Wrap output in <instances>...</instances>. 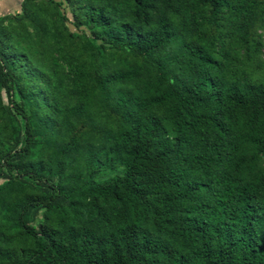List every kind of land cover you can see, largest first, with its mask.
<instances>
[{"label": "trees", "instance_id": "trees-1", "mask_svg": "<svg viewBox=\"0 0 264 264\" xmlns=\"http://www.w3.org/2000/svg\"><path fill=\"white\" fill-rule=\"evenodd\" d=\"M256 4L197 0L187 39L166 19L152 25L148 0H121L126 19L94 7L73 72L77 102L66 109L73 120L48 83L34 87L36 71L0 50V88L24 135L0 152V218L13 228L0 226V264H264V82L227 76L222 34L227 17L244 25ZM89 38L106 48L94 52ZM94 109L115 124L96 146L86 141ZM108 156L122 169L97 180L92 164ZM28 180L48 191L26 194ZM67 196L72 207L57 211Z\"/></svg>", "mask_w": 264, "mask_h": 264}, {"label": "rangeland", "instance_id": "rangeland-1", "mask_svg": "<svg viewBox=\"0 0 264 264\" xmlns=\"http://www.w3.org/2000/svg\"><path fill=\"white\" fill-rule=\"evenodd\" d=\"M151 9L150 21L155 25L160 19L171 22L175 32L182 38L195 37V24L190 15L197 0H148ZM121 0H0V50L7 59L14 58L21 66H27L38 73L40 81L48 83L56 106L61 109L62 115L73 120L75 115L67 108L75 105L77 96L73 88V72L78 65V50L82 49V28L88 22L94 7H104L107 12L114 13L126 19V12H120L117 6ZM227 15V8L223 10ZM75 22V23H74ZM222 31L229 49L228 60L225 61V72L230 79L264 82V0H257L253 14L242 25L239 20L227 17L222 22ZM200 32L202 26H198ZM90 48L94 52H102L106 48L104 39L96 41L89 38ZM72 43H80V48L71 47ZM258 45V51H246L247 45ZM88 46V45H86ZM77 50V51H76ZM250 54V55H248ZM18 82L14 83L16 102L22 103L18 91ZM32 85L25 86L30 91ZM3 88H0V152L13 151L23 144V127L20 117L12 110L7 101ZM28 113V105L24 104ZM94 132L87 138V143L98 145L101 137L108 128H114V121L101 111L93 110ZM39 137L35 138L34 148L30 157L37 160ZM95 178L105 180L120 172L121 163L113 156L96 160L92 164ZM258 168L264 172V155L259 158ZM46 172V176H47ZM56 176H51L49 182L55 183ZM8 179L0 178V188H6ZM32 192L26 194L39 195L45 190L43 186L28 180ZM65 192L72 190L73 183L69 178L61 180ZM70 190V191H71ZM74 191V189H73ZM72 191V192H73ZM67 196L59 203L57 211L62 207H72ZM44 209L31 210L28 213V224L37 225L42 218ZM5 224L11 231L12 222L3 216L0 226Z\"/></svg>", "mask_w": 264, "mask_h": 264}]
</instances>
